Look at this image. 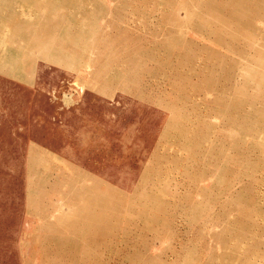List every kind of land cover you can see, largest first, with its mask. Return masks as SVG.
<instances>
[{"label": "rangeland", "instance_id": "obj_1", "mask_svg": "<svg viewBox=\"0 0 264 264\" xmlns=\"http://www.w3.org/2000/svg\"><path fill=\"white\" fill-rule=\"evenodd\" d=\"M0 264H264V0H0Z\"/></svg>", "mask_w": 264, "mask_h": 264}]
</instances>
